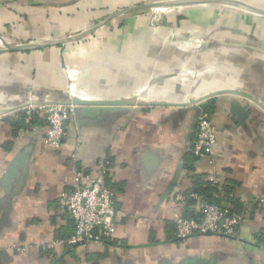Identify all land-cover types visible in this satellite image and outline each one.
<instances>
[{"label": "crops", "instance_id": "obj_1", "mask_svg": "<svg viewBox=\"0 0 264 264\" xmlns=\"http://www.w3.org/2000/svg\"><path fill=\"white\" fill-rule=\"evenodd\" d=\"M152 1L162 0H0V35L62 38ZM215 1L159 10L166 27L211 38L207 48L139 10L69 44L0 52V110L76 92L170 106L72 117L58 150L44 143L42 119L19 127L12 114L0 118V264H264V0H237L245 9ZM219 92L203 104L216 132L214 198L246 222L233 237L178 239L175 195L213 172L193 156L199 104L187 103ZM105 157L117 208L110 244L46 248L74 232L59 194L74 187L75 170L92 173ZM195 199L180 203L183 217L200 216Z\"/></svg>", "mask_w": 264, "mask_h": 264}, {"label": "built area", "instance_id": "obj_2", "mask_svg": "<svg viewBox=\"0 0 264 264\" xmlns=\"http://www.w3.org/2000/svg\"><path fill=\"white\" fill-rule=\"evenodd\" d=\"M157 12L162 14L160 11ZM162 25L166 26V21ZM168 28L174 38H183V43L196 45L197 48L209 45L213 41L211 38H193L188 33L180 34L172 25ZM97 32L95 31L92 34ZM1 37L7 43H13L5 39L3 35ZM68 98L92 99L81 92L68 95ZM207 101L196 103L199 106H197L198 116L195 137L192 142V153L197 159H205L208 166L212 168L213 172L208 177V182L216 186L219 184L215 162L216 132L211 115L205 109V105L203 106ZM74 108V105H65L58 102H30L27 107L18 106V109L14 111H2L0 115L2 114L3 118L23 111L25 126L28 127L32 126L35 118L42 119L46 125L44 143L52 149L58 150L66 136L65 125L74 116ZM109 165V160L105 157L97 163L92 173H86L80 169L75 170L72 179L74 187L69 191L61 192L58 196V207L72 221L74 232L66 239H55L48 243L46 248L73 247L77 244L102 245L111 240L115 228L117 208L115 205V192L107 181ZM190 197L196 198L197 196L191 194ZM186 199L187 195L182 193L174 197L177 213L173 218V227L175 237L178 239L207 234L233 237L246 222L244 216L232 213L227 206L207 203L201 205L198 218H185L180 212L179 205Z\"/></svg>", "mask_w": 264, "mask_h": 264}, {"label": "water", "instance_id": "obj_3", "mask_svg": "<svg viewBox=\"0 0 264 264\" xmlns=\"http://www.w3.org/2000/svg\"><path fill=\"white\" fill-rule=\"evenodd\" d=\"M217 2L215 0H162V1H152L149 4L146 5H141V6H134L131 8H127L124 10H120L116 12L115 14L111 15L108 19H105L104 21H100L82 31H79L75 34L72 35H66L62 38H55L51 40H31L27 42H13V43H7L0 35V52H10V51H28V50H35V49H43L55 45H65L69 44L75 41H78L79 39L85 38L86 36L91 35L93 32L98 31L102 26H104L108 21L111 19L126 14L134 11H139V10H157V9H166V8H177V7H186V6H191V5H196V4H201V3H214ZM227 3L230 5L238 6L241 8H247L248 6L245 5L244 3L237 1V0H226ZM250 8V7H248ZM213 43L209 44L212 45ZM209 45H204L198 49L201 48H207ZM223 93H214V94H207L203 97H200L199 99L195 100H190L188 101L187 104H196L200 103L202 101L210 100L218 95H221ZM56 102L65 104V105H74V112H73V117L75 118V121L79 119L82 116H91V114L94 111H97L99 109H104V108H116L117 110H120L121 112H128L132 113V110L139 109V108H145L147 105H150V107L154 108H164V107H170L166 103H149L147 105H139L137 102L132 101V100H109V101H102V100H96V99H71V98H62L57 100ZM30 105V102H26L21 107H27ZM136 106V107H135ZM242 111H245V107H241L237 105ZM238 107H233L232 112L236 111ZM8 108V107H7ZM20 108V107H19ZM18 109L16 107L14 110ZM237 113V112H236ZM239 114V113H238ZM208 235V234H207Z\"/></svg>", "mask_w": 264, "mask_h": 264}, {"label": "trees", "instance_id": "obj_4", "mask_svg": "<svg viewBox=\"0 0 264 264\" xmlns=\"http://www.w3.org/2000/svg\"><path fill=\"white\" fill-rule=\"evenodd\" d=\"M205 109H206V106H205ZM13 116L16 118L14 121H16V123H17V125H19V127H20V125L22 127L25 126V122H24L25 114L23 113V111L17 112ZM107 181L109 182L108 179H107ZM197 182L198 181L194 180L192 183L193 187L187 193H185V195H187V199H186L187 205H194L195 204L196 199L193 197H190L191 194H195L198 197V199L203 200L204 203L222 205L221 201H218V199L216 200L214 198L215 197L214 195L216 194L215 192H217V188L215 186L211 185L209 182L206 183L204 186H202L200 183H197ZM190 217L191 218H197L196 216H190ZM107 243L110 244L109 241H106V244Z\"/></svg>", "mask_w": 264, "mask_h": 264}, {"label": "rangeland", "instance_id": "obj_5", "mask_svg": "<svg viewBox=\"0 0 264 264\" xmlns=\"http://www.w3.org/2000/svg\"><path fill=\"white\" fill-rule=\"evenodd\" d=\"M148 14L151 16L152 20L156 22L155 25H153L155 28L157 29H167L168 26H163L162 24L165 23L166 21V16H165V13L162 12L159 13V12H155V11H150L148 10ZM144 11H141V12H138V13H143ZM135 14V13H134ZM139 15V14H137ZM168 23V22H167ZM169 29V28H168ZM75 31H72L70 33H67L66 35L68 34H74ZM169 32V31H168ZM2 33V32H1ZM183 33H188L189 35H191L190 32L188 31H183ZM170 34V33H169ZM192 36V35H191ZM193 38H195V36H192ZM206 36H201V38H205ZM7 40L11 41V42H16L14 39H11L10 37H6ZM45 40V39H44ZM47 40V39H46ZM0 118H2V114L0 115Z\"/></svg>", "mask_w": 264, "mask_h": 264}, {"label": "bare ground", "instance_id": "obj_6", "mask_svg": "<svg viewBox=\"0 0 264 264\" xmlns=\"http://www.w3.org/2000/svg\"><path fill=\"white\" fill-rule=\"evenodd\" d=\"M159 10H165V9H157V10H152V11H159ZM21 105H23V103L22 104H17V105H11L10 107H8V108H6V110L5 111H10V110H13V109H15L16 107H18V106H21ZM2 111H4L3 109L2 110H0V112H2Z\"/></svg>", "mask_w": 264, "mask_h": 264}]
</instances>
